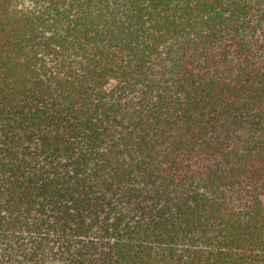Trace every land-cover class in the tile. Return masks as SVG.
<instances>
[{"label": "trees", "instance_id": "16d2710c", "mask_svg": "<svg viewBox=\"0 0 264 264\" xmlns=\"http://www.w3.org/2000/svg\"><path fill=\"white\" fill-rule=\"evenodd\" d=\"M0 264H264V0H0Z\"/></svg>", "mask_w": 264, "mask_h": 264}]
</instances>
